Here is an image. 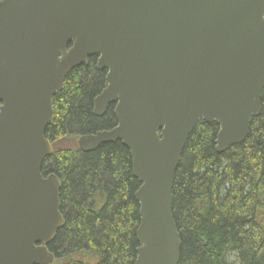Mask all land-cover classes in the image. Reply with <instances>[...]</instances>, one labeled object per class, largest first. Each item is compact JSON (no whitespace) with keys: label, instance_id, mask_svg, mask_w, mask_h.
Wrapping results in <instances>:
<instances>
[{"label":"water","instance_id":"1","mask_svg":"<svg viewBox=\"0 0 264 264\" xmlns=\"http://www.w3.org/2000/svg\"><path fill=\"white\" fill-rule=\"evenodd\" d=\"M97 56L93 101L116 125L82 135L81 152L120 141L139 182L134 264H178L173 181L198 121L217 123L218 153L241 144L261 111L264 0H0V264H51L63 225L60 183L43 176L44 133L67 74Z\"/></svg>","mask_w":264,"mask_h":264},{"label":"trees","instance_id":"2","mask_svg":"<svg viewBox=\"0 0 264 264\" xmlns=\"http://www.w3.org/2000/svg\"><path fill=\"white\" fill-rule=\"evenodd\" d=\"M106 70L97 56L73 68L51 100L44 136L52 153L43 176L54 175L63 225L47 246L53 264H134L139 243V182L130 151L107 142L81 152L71 139L113 128L114 105L92 112ZM217 123L198 121L173 181L172 214L181 240L178 264H264V88L261 111L245 140L218 153Z\"/></svg>","mask_w":264,"mask_h":264},{"label":"rangeland","instance_id":"3","mask_svg":"<svg viewBox=\"0 0 264 264\" xmlns=\"http://www.w3.org/2000/svg\"><path fill=\"white\" fill-rule=\"evenodd\" d=\"M71 140H72V142H71V143H72L73 145H77V140H78V137H77V138H75V139H71ZM46 158H47V157H46ZM53 262H54V261H52V262H51V264H53Z\"/></svg>","mask_w":264,"mask_h":264}]
</instances>
